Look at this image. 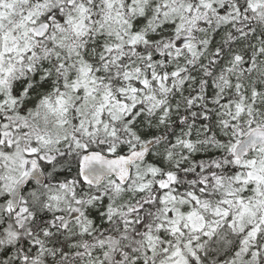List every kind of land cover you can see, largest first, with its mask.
<instances>
[{
    "label": "snow or ice",
    "instance_id": "obj_1",
    "mask_svg": "<svg viewBox=\"0 0 264 264\" xmlns=\"http://www.w3.org/2000/svg\"><path fill=\"white\" fill-rule=\"evenodd\" d=\"M0 264H264V0H0Z\"/></svg>",
    "mask_w": 264,
    "mask_h": 264
}]
</instances>
